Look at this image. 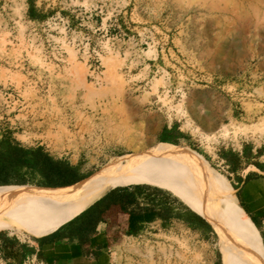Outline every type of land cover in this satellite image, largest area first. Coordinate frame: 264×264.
<instances>
[{"label":"rangeland","instance_id":"rangeland-1","mask_svg":"<svg viewBox=\"0 0 264 264\" xmlns=\"http://www.w3.org/2000/svg\"><path fill=\"white\" fill-rule=\"evenodd\" d=\"M166 126L211 171L193 197L234 236L218 153L264 164V0H0L1 133L79 154L93 174L161 146ZM210 227L205 238L178 225L142 232L112 264H223Z\"/></svg>","mask_w":264,"mask_h":264},{"label":"crops","instance_id":"crops-1","mask_svg":"<svg viewBox=\"0 0 264 264\" xmlns=\"http://www.w3.org/2000/svg\"><path fill=\"white\" fill-rule=\"evenodd\" d=\"M159 137L174 144L184 140L183 133L175 126L160 129L157 141ZM3 142L25 152L20 154L22 161H18L13 168L21 183L0 187L67 188L88 178L94 170L92 164L89 165L79 154L68 150L51 151L39 141L21 142L13 135L0 132V145ZM253 153L230 150L219 152L218 159L227 170L229 186L237 204L258 232L262 243L264 164L257 157H250ZM246 160L248 164H245ZM156 187L129 185L110 188L64 225L26 242L10 239L0 232V262L112 264L115 249L142 232H155L178 225L200 238L211 234L212 228L203 217L169 192Z\"/></svg>","mask_w":264,"mask_h":264},{"label":"bare ground","instance_id":"bare-ground-1","mask_svg":"<svg viewBox=\"0 0 264 264\" xmlns=\"http://www.w3.org/2000/svg\"><path fill=\"white\" fill-rule=\"evenodd\" d=\"M213 179L201 157L188 150L167 143L151 149L141 146L132 153L109 159L100 170L67 188L0 187V232L10 229L40 237L79 215L110 188L151 185L180 198L213 227L220 238L223 264H264L260 236L242 213L232 191L225 192L221 200L234 226V236L214 210H208L207 204L206 209L193 197L201 187L215 183Z\"/></svg>","mask_w":264,"mask_h":264},{"label":"trees","instance_id":"trees-1","mask_svg":"<svg viewBox=\"0 0 264 264\" xmlns=\"http://www.w3.org/2000/svg\"><path fill=\"white\" fill-rule=\"evenodd\" d=\"M159 142H167L174 145L171 141H166L163 137H159ZM25 151L16 149L8 142H3L0 145V185H16L20 184L21 180L15 176L14 167L18 161H22L20 154ZM149 186V185H148ZM264 245V242H262Z\"/></svg>","mask_w":264,"mask_h":264},{"label":"built area","instance_id":"built-area-1","mask_svg":"<svg viewBox=\"0 0 264 264\" xmlns=\"http://www.w3.org/2000/svg\"><path fill=\"white\" fill-rule=\"evenodd\" d=\"M90 61H91L92 66H93V68H92V71H93L94 68H97V66H98L97 56H93ZM25 264H35V262L34 261H26Z\"/></svg>","mask_w":264,"mask_h":264}]
</instances>
